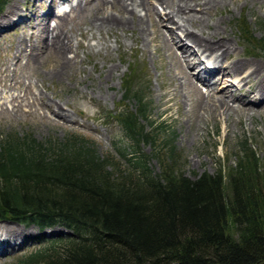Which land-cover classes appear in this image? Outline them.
Returning a JSON list of instances; mask_svg holds the SVG:
<instances>
[{
    "label": "trees",
    "instance_id": "16d2710c",
    "mask_svg": "<svg viewBox=\"0 0 264 264\" xmlns=\"http://www.w3.org/2000/svg\"><path fill=\"white\" fill-rule=\"evenodd\" d=\"M245 25L248 45L264 53V38ZM138 77L131 66L123 79V99L134 98L135 109L113 115L132 142L116 145L119 157L98 154L76 131L59 140L7 133L0 141V220L69 229L40 233L44 243L15 264H264V153L245 138L227 169L185 174L175 132L157 136L167 127L150 119ZM143 141L155 145L151 153Z\"/></svg>",
    "mask_w": 264,
    "mask_h": 264
},
{
    "label": "rangeland",
    "instance_id": "374dc122",
    "mask_svg": "<svg viewBox=\"0 0 264 264\" xmlns=\"http://www.w3.org/2000/svg\"><path fill=\"white\" fill-rule=\"evenodd\" d=\"M47 1L8 0L0 13V141L7 133L20 136L30 133L38 140H59L71 131H76L82 137L94 141L98 154L112 153L119 157L116 145L121 144L120 147H123L132 142L123 135L113 115L119 108L135 109L134 98L123 99V79L132 66L139 76L137 84L149 102L150 119L154 125L161 121L166 124L167 130L159 129L157 136L162 138L167 132H175L174 144L180 155L179 167L185 174L195 177L204 170L214 173L220 165L227 169L228 165L234 164L239 143L245 138L259 155L264 153V104L260 108L255 106V110L232 108L227 114L220 113V108L213 112L205 110L206 103L214 108L207 102H212L213 98L206 97L208 93L205 90L209 89L207 84L204 83L206 89L198 84L200 79L195 75L196 67L190 69L191 74L196 76L193 77L194 85L186 89L179 85L184 78L173 60V54L177 57L184 53L178 45L173 44L171 31L180 38L181 44L188 42L196 51L190 61L201 57L210 69L214 67L209 79L216 91L230 79L234 84L229 85V95L246 94L247 89L257 81L256 78L250 76L248 83L243 84L238 83V75L226 69L220 71L218 63L210 59L209 53H206L207 56L200 53L196 44L188 40L187 33L167 20L168 16L163 14L167 10L157 0L150 1L155 6L157 19H161V29L172 51L161 40L155 24L152 39L132 24L125 29L113 27L101 31L91 26L90 20L105 12L117 17L123 15L117 3L111 7L110 2H106L107 7L95 5L94 0H79V4H76L78 0L62 1L61 7L68 8L61 13V19L51 13H44L41 17L43 9L45 11L58 3L57 0H49L47 4ZM220 1L208 7V11H203V17L197 16L200 19L196 18L195 24L201 28L199 31L206 35L208 26L219 25V35H226L234 50L231 49L230 57L222 62L228 65L233 58L253 61L264 75V53L258 47L248 45L250 43L241 31V21L244 19L246 29L256 39L264 38V0ZM195 10L198 13L197 9L190 11ZM21 17V21L14 20ZM61 21L70 38V47L65 52L46 47L47 39L52 35L49 28L52 29ZM211 38L217 39L219 36L211 35ZM201 45L204 47V42ZM249 47L255 51L249 52ZM28 54L44 56L36 61ZM58 54L72 59L73 64L70 63L67 72L57 73L61 68ZM244 66L246 71L250 69L248 64ZM56 67L59 69L55 70ZM194 86L205 95L202 99L207 100L201 106L197 105ZM13 94H19L20 97L10 101ZM250 98L252 95H249ZM55 101L64 106L61 111L58 110L59 115L52 113L56 109ZM141 121L146 130L150 128L151 123L144 119ZM139 146L143 152L151 153L155 145L143 141ZM149 167L153 171L158 170L155 157L149 159ZM59 229V226H54L45 231L54 235ZM41 232L44 229L40 230L35 224L0 220V244L4 245L0 264H15L22 253L43 244L37 238Z\"/></svg>",
    "mask_w": 264,
    "mask_h": 264
},
{
    "label": "bare ground",
    "instance_id": "6f19581e",
    "mask_svg": "<svg viewBox=\"0 0 264 264\" xmlns=\"http://www.w3.org/2000/svg\"><path fill=\"white\" fill-rule=\"evenodd\" d=\"M57 1L59 2V0ZM157 1L160 3L161 6L164 7V9L167 10V13L166 11L163 12V14H166L168 16L167 20L172 21L174 24H176L179 27L180 30L186 32L187 33L186 36L188 40L191 43L196 44L198 50L201 51L200 53H202L204 56H207L206 53H209L210 59L212 58L218 63V67L220 68V71L226 69L227 72L238 75L239 76L238 83L243 82V84H247L250 79V76L256 78L257 80L251 87L247 89L246 94L244 93L239 96L228 94L229 85L234 84L233 82H230L231 81L230 79L226 80V82L223 85V88L216 91V87H214L212 85L213 83H210L209 81V76L213 72L214 67L213 69H210L209 66L204 65V62L201 58L199 60L190 61L192 55H196V51L193 49L192 45L188 42L181 44L180 38L175 36V33L169 30L171 31L172 34L173 44L175 46L178 45L184 53L181 54L180 56L178 55L177 57L173 54V60L176 62L177 67L180 68L184 78L183 82L179 83V85L183 89H186L187 86L194 85L193 77L196 76L191 74L190 69H194L195 67L197 69L198 67L199 68L198 71L204 70V73L207 72L206 76L198 75L197 78L200 79L199 81L201 83L203 84L205 83L209 86V89L206 90L205 92L208 93V96L206 97L207 99L213 98V101L209 102L210 100L207 101L206 99H204L205 100L204 102L202 98L205 95L202 94L200 91H197L198 89L194 86L196 88L194 89V91L196 93V101L198 106H201V104H204L207 101L208 103L211 104V106L213 105L214 108L210 107L206 103V106L204 107L205 110L208 109V112H213L215 111V109L220 108L219 110L220 113H225V114H227L230 110H232V108L247 107L248 109L251 108L254 109L255 106L258 108L263 106L264 75L261 73V68L258 66V64L253 61H246V60H240L239 58H233L232 61L228 63V65H225V63L222 61L230 57L229 53L231 52V49L233 47L231 48L230 42L227 39L226 35L225 36L219 35V30H220L219 25L214 24L213 27L208 26L207 34L204 35L202 32L199 31L201 29L199 28V25L195 24L197 16H202L203 14L201 13L203 11H206L208 7L215 5L220 0H157ZM94 2L95 5H102V6H105L106 2H110L111 7L112 5L117 3V6L119 7V10L122 12L123 15L117 17L115 14L114 15L111 13L107 14V12H105L101 16H96L94 20H90L92 27L101 31V29L108 30V29H112L113 27L114 28L122 27L123 29H125L128 25L132 24L136 28H139L142 34L146 35L147 38L152 39L154 34L153 25L155 24L161 40L165 43L166 46L168 45L172 51L171 45L167 42V39L165 37L164 34L165 32H163L161 29L162 27V22H160L161 19L159 20L157 19V16L155 15L156 13L155 6L151 3L150 0H94ZM76 4H79V0L76 2ZM191 9L192 10L197 9L198 13H195L196 10L190 11ZM104 11L106 10L104 9ZM58 16L60 18L62 17L61 15ZM159 16L162 18V15ZM64 27H65L64 23L61 21L57 23L52 29L49 28V31L50 33H52V35L49 36L50 38L47 37L48 39L46 42L47 43L46 47H50V49L53 48L57 52H59L60 50L65 52L64 50L70 47V38L67 35L68 33L65 31ZM209 34H211L212 36L214 35L219 36V38L213 39ZM202 42H204L205 45L204 47H202L201 45ZM28 55L32 56L36 61L41 60V58L44 56V54H28ZM58 56H60V54H58ZM59 58L61 61L58 63V65L61 68L57 73L67 72L69 67H71V64H73L72 59L68 58L67 55H64L63 57L60 56ZM245 64H248L250 67V69L247 71L245 70L246 68H244ZM56 69H59V67H56L55 70ZM258 75H260L261 77H259ZM198 92L200 94H198ZM215 92H218L217 97H215L216 95ZM249 95L250 96L252 95V98L248 99ZM19 97H20L19 94H13L10 98V101L18 99ZM235 102H237L238 105L237 104L235 105ZM55 103H56V109L53 110L52 113L59 115L58 110H60L64 106L62 105L63 103L59 101H55Z\"/></svg>",
    "mask_w": 264,
    "mask_h": 264
}]
</instances>
